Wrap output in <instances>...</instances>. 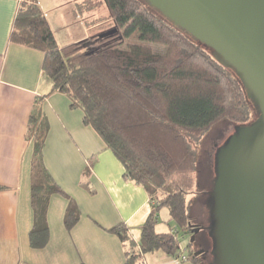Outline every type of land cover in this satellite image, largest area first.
<instances>
[{"label": "trees", "instance_id": "trees-1", "mask_svg": "<svg viewBox=\"0 0 264 264\" xmlns=\"http://www.w3.org/2000/svg\"><path fill=\"white\" fill-rule=\"evenodd\" d=\"M100 6L109 11L110 26L101 34L60 46L39 0H20L10 41L43 52L52 91L66 94L72 108L84 111L83 123L93 127L122 162L125 177L149 193L151 212L139 242L124 223L108 229L125 247L124 264H140L156 251L178 258L183 252L178 229L191 233L197 226L186 200L188 194H199L193 190L197 147L221 122L239 126L253 121L251 101L238 76L158 8L154 11L143 0H90L78 10ZM108 29L115 31L107 34ZM133 37L163 45L164 52L137 43L121 48ZM30 131L36 141L31 186L35 212L39 209L44 215L51 195L62 194L68 200L65 225L71 230L81 213L45 166L48 127L31 116ZM90 174V168L85 169L83 186L92 192L86 180ZM5 188L0 185V191ZM162 208L169 210L168 224L178 229L156 231ZM29 238L33 248H43L49 228L34 227ZM201 255L191 249L187 257L193 264H205Z\"/></svg>", "mask_w": 264, "mask_h": 264}, {"label": "crops", "instance_id": "crops-1", "mask_svg": "<svg viewBox=\"0 0 264 264\" xmlns=\"http://www.w3.org/2000/svg\"><path fill=\"white\" fill-rule=\"evenodd\" d=\"M39 3L60 46L65 42L56 31L71 21L70 11L75 21L85 22L87 31L73 42L100 29V24L86 19V11L79 12V0ZM19 4L20 0H0V185L6 186L0 191V264H124L125 247L108 229L124 223L139 242L151 212L149 193L125 177L122 162L96 130L83 123L84 111L72 108L66 94L52 91L43 70V52L10 41ZM31 116L48 127L43 149L47 170L80 209V219L71 230L65 225L64 195L52 194L44 215L39 209L35 212L31 186L36 141ZM87 168L91 174L86 180L96 193L83 186ZM42 225L49 228V241L43 248H33L30 232ZM140 264L179 263L156 251Z\"/></svg>", "mask_w": 264, "mask_h": 264}, {"label": "water", "instance_id": "water-1", "mask_svg": "<svg viewBox=\"0 0 264 264\" xmlns=\"http://www.w3.org/2000/svg\"><path fill=\"white\" fill-rule=\"evenodd\" d=\"M147 1L230 68L260 111L257 120L235 126L221 148L227 145L235 228L249 263L264 264V0ZM215 244L216 264H228L224 246L217 238Z\"/></svg>", "mask_w": 264, "mask_h": 264}, {"label": "rangeland", "instance_id": "rangeland-1", "mask_svg": "<svg viewBox=\"0 0 264 264\" xmlns=\"http://www.w3.org/2000/svg\"><path fill=\"white\" fill-rule=\"evenodd\" d=\"M90 0H79V4L83 5ZM93 2V0H91ZM154 11H157L149 2L143 0ZM85 11V10H84ZM86 19L94 20L95 25L100 24V29L95 28L93 34L103 33L111 24V17L109 11L100 6L95 10L86 11ZM82 14V12H81ZM84 15V14H83ZM69 21L65 27L56 31L57 36L64 40V45L77 41L87 32L85 29V22L80 18L75 21L72 12H69ZM112 29H108L110 31ZM94 36V35H92ZM91 37V36H89ZM88 38V37H87ZM85 39V38H84ZM83 40V39H82ZM81 41V40H80ZM147 44L153 48L155 52H164L165 47L160 44L143 42L136 37L127 39L121 48H128L129 44ZM63 45V46H64ZM207 49V48H206ZM251 107L253 110L252 120H257L260 117V111L257 105L251 101ZM235 126L228 122H221L216 125L210 132L204 137L201 144L197 147L198 156V172L196 174V180L193 187L194 192L186 196L189 212L196 219L197 226L200 228L198 232L191 230L190 232H184L179 230L175 225L173 229H178V238L181 241V247L183 252L178 258H174L179 264L184 261V264H193L188 259V254L191 249L196 252L207 253V259H204L205 264H216L217 255L214 253L215 239L224 246V252L228 264H250L246 253L244 252L243 244L235 228V222L230 203L229 193V180L227 177V152L225 153V147H222V142L226 135L229 133H235ZM221 148L220 152L218 150ZM218 161V162H217ZM92 193H96L95 187L91 183ZM213 194H215L213 201ZM48 209V206L46 207ZM169 210L162 208L159 211V219L156 224L157 232H164L170 230V225L167 223ZM161 223V226H160ZM197 234V235H196ZM194 240L192 241V238ZM192 242V246L188 244ZM202 249V250H199ZM202 257V255H201ZM203 258V257H202Z\"/></svg>", "mask_w": 264, "mask_h": 264}, {"label": "flooded vegetation", "instance_id": "flooded-vegetation-1", "mask_svg": "<svg viewBox=\"0 0 264 264\" xmlns=\"http://www.w3.org/2000/svg\"><path fill=\"white\" fill-rule=\"evenodd\" d=\"M196 235H197V234H196ZM199 250H202V249H199ZM201 254L203 255V258H204V259H207L208 256H207V253H206V252H202ZM211 264H212V263H211Z\"/></svg>", "mask_w": 264, "mask_h": 264}, {"label": "built area", "instance_id": "built-area-1", "mask_svg": "<svg viewBox=\"0 0 264 264\" xmlns=\"http://www.w3.org/2000/svg\"><path fill=\"white\" fill-rule=\"evenodd\" d=\"M178 261V260H177Z\"/></svg>", "mask_w": 264, "mask_h": 264}]
</instances>
